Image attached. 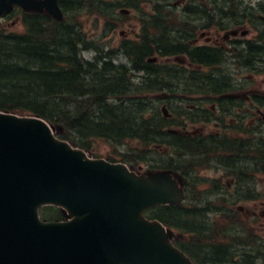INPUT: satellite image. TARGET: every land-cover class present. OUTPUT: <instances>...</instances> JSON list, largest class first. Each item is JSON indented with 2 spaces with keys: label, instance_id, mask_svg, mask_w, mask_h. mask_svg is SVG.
<instances>
[{
  "label": "water",
  "instance_id": "water-1",
  "mask_svg": "<svg viewBox=\"0 0 264 264\" xmlns=\"http://www.w3.org/2000/svg\"><path fill=\"white\" fill-rule=\"evenodd\" d=\"M15 5L61 17L56 0H0V15ZM54 132L39 117L0 112V264H191L169 231L142 216L181 200L169 173L91 159ZM45 205L67 221H41Z\"/></svg>",
  "mask_w": 264,
  "mask_h": 264
},
{
  "label": "trees",
  "instance_id": "trees-1",
  "mask_svg": "<svg viewBox=\"0 0 264 264\" xmlns=\"http://www.w3.org/2000/svg\"><path fill=\"white\" fill-rule=\"evenodd\" d=\"M35 28L34 33L27 30L23 35H0V110L39 115L57 129L65 126L63 122L67 117V127L76 129L83 137L94 136L115 143L132 140L137 148H133L130 154L119 155L127 163L136 164L141 159L140 154L153 144L175 148L178 158L190 157L181 166H173L175 158L172 157L162 162V168L179 169L183 173L196 163L202 166L213 156L214 149L208 147L204 140L164 132L169 121L161 117L157 108L152 113L149 111L151 98L156 97L157 91L166 89L173 92L174 69L162 72L158 65L146 63V59L157 53L161 56L177 55L180 48L121 46L118 50L131 62L129 69L124 65L114 66L106 58L113 50L106 53L100 51L94 62L79 58L77 31L61 24L48 22L47 29L42 30L36 23ZM131 70L141 72L142 78L135 82ZM66 105L71 106L68 112L65 111ZM140 145L145 149L140 150ZM233 149L230 145L222 148L226 152H233ZM263 150L259 148L261 161H264ZM251 195L250 191H245L243 199H252ZM47 211L58 212L54 208H46L45 216ZM200 215L198 210L185 214L188 217ZM179 216L182 214L173 207H166L156 212L153 218L168 227L186 228L176 221ZM219 223L220 229L216 225L207 231L208 241H217L219 237L216 234H222V238H230L233 244H255L254 231L238 213L223 214ZM234 225L243 232H232ZM195 230H200L196 231L199 234L202 232L201 228ZM241 233L244 237L224 235ZM226 253L223 252L225 258L228 257ZM259 255L264 257L261 252ZM248 257L246 264H251L250 258H258Z\"/></svg>",
  "mask_w": 264,
  "mask_h": 264
},
{
  "label": "flooded vegetation",
  "instance_id": "flooded-vegetation-1",
  "mask_svg": "<svg viewBox=\"0 0 264 264\" xmlns=\"http://www.w3.org/2000/svg\"><path fill=\"white\" fill-rule=\"evenodd\" d=\"M58 2L67 17L69 29L80 32H77L79 39L83 35L79 22L83 13L101 19L108 30L122 26L124 18L130 19L134 15L138 32L133 38L120 34L122 38L118 45L180 48L177 56H181V62H171L169 58L161 56L157 64L162 72L171 67L176 70L172 91L182 96L179 100L185 108L197 112L195 115L201 128L192 133L184 131L181 135L204 140L214 150L230 145L234 148L230 154L232 166L258 170L255 157H258L260 142L264 141V113L260 112L259 106L260 88L263 85H257L255 77L260 70L261 57L264 61V0ZM15 13V23L22 24L24 14L18 9ZM9 17L2 18L0 24H7ZM44 18L50 20L45 10L29 12L33 28L37 23L40 29H45ZM229 65L235 67L239 74L247 72L244 80H232L225 69ZM217 78H223L227 86L223 87L221 80L218 84ZM165 90H162V94H166ZM185 101L191 103L185 104ZM233 142L237 145H232ZM222 155L227 162L220 161V168L228 163L227 153ZM218 161L217 158L213 159L214 163ZM229 179V186L237 185L234 176ZM216 252L220 255V251Z\"/></svg>",
  "mask_w": 264,
  "mask_h": 264
},
{
  "label": "rangeland",
  "instance_id": "rangeland-1",
  "mask_svg": "<svg viewBox=\"0 0 264 264\" xmlns=\"http://www.w3.org/2000/svg\"><path fill=\"white\" fill-rule=\"evenodd\" d=\"M79 22L81 24V27L83 29V33L85 34V37H87L89 40H91L93 43H96V47L104 51L108 50L110 47H116L122 38L120 34L124 33L123 37L127 38H133L135 36V33L138 32V25L137 20L134 18V15L130 19L124 18V22L122 26H118L115 30H106L104 27V24L101 19L96 18L94 15H88L87 13H83L79 19ZM131 23V26L129 24ZM133 25V26H132ZM13 32H22L23 28L21 26H18L16 24L15 26L11 27ZM127 28H130V30H127ZM104 34V36L102 35ZM82 56L86 59H93L95 56H97V53L94 51H88L83 52ZM114 64L119 63H125L124 59L121 56H116ZM126 64V63H125ZM225 69L231 74L232 80H244V75L247 72H243L241 74L238 73L235 67L232 65L226 66ZM247 75V74H246ZM255 83L259 86H262L260 88V96H264V75L257 74L255 77ZM156 97H152L151 101V109L149 110L150 113L154 112L156 108L160 107V99ZM171 106L176 107L177 104H179V101H176L175 99H172ZM171 111V110H170ZM190 125V124H189ZM201 125H197V128ZM189 128L191 126H188ZM213 127V126H212ZM72 144L74 145H80L88 143V149L85 150L88 154L97 155V157H102L104 159L106 158H115L116 161L120 160V157L117 155L118 153H126L131 145L133 148L134 145L132 143L128 142V145L123 144H117L111 140V144L109 142H106L105 140L101 138H92L88 139L87 141H82L81 138H79L76 134H72L68 139ZM168 150L165 149L160 154H150L145 157V162L139 163V171L140 172H148L151 170L148 169V165H150L152 162L151 160H156L160 158H165L167 156ZM137 171V170H136ZM189 178H191L192 182L196 184L198 187V190H201L200 193L197 195V206L199 208L207 207L211 210V212L208 214V216L196 219L197 226H203L208 227L210 224L212 226H216L220 229L221 224L220 217L222 216V211L224 210H234L236 206L241 205L245 207V214L246 217L249 214V223L248 227L254 231V234L257 238V244L258 249L257 251H261L262 254H264V218L261 216V214L264 212V175L260 173L255 174V189L257 191V194L259 195L256 202H245V201H239L237 200V197H239V194L241 193L239 187L236 188L235 186H228L230 185V179H227V177H224L222 182V187L219 188L218 195H213L212 189L206 186H204L205 182L208 181H215L219 179L221 176V170L212 168V166H209L205 169L199 170V171H191L189 173ZM220 197L221 199L225 200L222 203L217 200V198ZM216 201V202H214ZM251 216H254L251 218ZM251 218V219H250ZM173 233H177L173 230ZM242 234V233H241ZM229 243L230 241L227 240ZM230 254L232 255L233 261H238L241 257V255L244 252H248L251 250V247L249 246H241V245H231V247L228 249ZM204 251H207V248H204ZM203 254H206L205 252H202ZM261 261L257 262L256 264H264V257L260 258Z\"/></svg>",
  "mask_w": 264,
  "mask_h": 264
},
{
  "label": "bare ground",
  "instance_id": "bare-ground-1",
  "mask_svg": "<svg viewBox=\"0 0 264 264\" xmlns=\"http://www.w3.org/2000/svg\"><path fill=\"white\" fill-rule=\"evenodd\" d=\"M148 128V127H147ZM140 134V133H139ZM146 135H148V134H146Z\"/></svg>",
  "mask_w": 264,
  "mask_h": 264
}]
</instances>
